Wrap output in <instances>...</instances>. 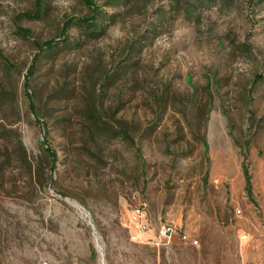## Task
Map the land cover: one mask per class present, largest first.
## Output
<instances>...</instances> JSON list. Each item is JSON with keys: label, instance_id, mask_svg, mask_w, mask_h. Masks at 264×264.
<instances>
[{"label": "rangeland", "instance_id": "obj_1", "mask_svg": "<svg viewBox=\"0 0 264 264\" xmlns=\"http://www.w3.org/2000/svg\"><path fill=\"white\" fill-rule=\"evenodd\" d=\"M94 1L108 12L102 36L75 24L31 76L46 135L25 100L34 42L92 10L46 0L42 19L18 20L35 0H0L14 67L0 56V91L19 85L23 111L17 122L0 100V160L13 157L0 174V264H264V0Z\"/></svg>", "mask_w": 264, "mask_h": 264}, {"label": "trees", "instance_id": "obj_2", "mask_svg": "<svg viewBox=\"0 0 264 264\" xmlns=\"http://www.w3.org/2000/svg\"><path fill=\"white\" fill-rule=\"evenodd\" d=\"M84 3L91 8L92 13L90 15L84 17H74V16H66L64 20V26L62 29V35L59 38H51L44 42L35 41L34 44L37 49V54L33 60V64L28 69V75L25 80L24 88H25V100L28 103V111L33 115L35 121L38 125L42 126L45 134H48L47 120L46 115L43 116L39 111L38 105V96L37 92L34 89V86L31 83V76L37 68L38 59L44 58L48 55L53 54L57 51L58 45H70L72 37L70 35V30L74 27V25H79L86 33L89 34L92 38H99L102 36L105 27L101 25L100 18L108 17V12L103 10L101 6H98L94 0H83ZM45 3L46 0H35V9L33 11L24 12L18 15V20L21 18H26L28 20H40L43 18L45 13ZM108 6L114 7L113 4H109ZM24 35L29 36L31 31L29 29L19 28ZM0 56L5 60L8 68L10 70H14V67L9 63L7 59L4 58L2 52L0 51ZM19 89V85H13V88L9 90L0 91V100L3 102H12V108L14 109L15 117L17 122H21L23 119V111L19 106V100L17 99V91ZM46 109V108H45ZM100 109L98 106H90L89 112L93 116V119L97 125L102 128L111 129L113 124L100 114ZM49 112H47V115ZM1 126V125H0ZM5 129V128H4ZM113 129V128H112ZM115 133L121 132L122 134L128 135V131L123 127H117L113 130ZM4 130L0 128V138H4L5 134H3ZM17 155L19 158L28 159L27 149L24 146L21 136H17ZM47 156L49 157L52 168L56 167V163L59 159L57 152L50 146H48L45 150ZM12 154L8 153V151L3 155V158L0 160V174L4 170V167L12 161Z\"/></svg>", "mask_w": 264, "mask_h": 264}, {"label": "built area", "instance_id": "obj_3", "mask_svg": "<svg viewBox=\"0 0 264 264\" xmlns=\"http://www.w3.org/2000/svg\"><path fill=\"white\" fill-rule=\"evenodd\" d=\"M137 213L140 214V210H138ZM173 232H174V229L171 226L164 225V226L161 227V230H160L161 238H164V239H167L168 238V239H170L171 238V235L173 234ZM242 238L243 239H246L247 238V235L246 234H243L242 235Z\"/></svg>", "mask_w": 264, "mask_h": 264}, {"label": "bare ground", "instance_id": "obj_4", "mask_svg": "<svg viewBox=\"0 0 264 264\" xmlns=\"http://www.w3.org/2000/svg\"><path fill=\"white\" fill-rule=\"evenodd\" d=\"M168 226V225H167Z\"/></svg>", "mask_w": 264, "mask_h": 264}]
</instances>
